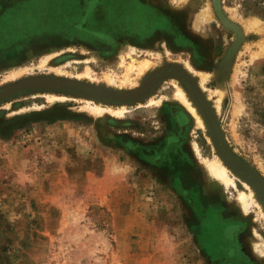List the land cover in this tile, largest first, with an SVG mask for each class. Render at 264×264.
<instances>
[{
	"label": "rangeland",
	"instance_id": "rangeland-1",
	"mask_svg": "<svg viewBox=\"0 0 264 264\" xmlns=\"http://www.w3.org/2000/svg\"><path fill=\"white\" fill-rule=\"evenodd\" d=\"M120 1L0 0V89L43 76L127 92L178 65L264 181V0H130L123 16ZM172 80L192 97L170 78L139 102L99 101L133 108L121 119L90 115L81 94L0 103V264H264V217L238 209L246 181ZM203 161L234 185H209Z\"/></svg>",
	"mask_w": 264,
	"mask_h": 264
},
{
	"label": "water",
	"instance_id": "water-1",
	"mask_svg": "<svg viewBox=\"0 0 264 264\" xmlns=\"http://www.w3.org/2000/svg\"><path fill=\"white\" fill-rule=\"evenodd\" d=\"M171 65L152 75L140 88L127 92H114L101 86L92 85L89 83L68 80L62 78L50 77H34L23 82H18L0 89V103L10 100L18 95L25 94L37 90H50L61 93L81 94L86 98L99 99L100 101L118 102L126 104L129 102H139L149 97L154 90L163 81L170 78H177L183 82L191 96L194 99L201 115L207 124V127L212 135L214 144L224 161V163L232 170V172L247 181L254 187L257 194L260 196L264 204V181L252 172L246 165L240 162L230 150L222 126L208 102L207 98L193 80V78L184 70L175 68Z\"/></svg>",
	"mask_w": 264,
	"mask_h": 264
},
{
	"label": "bare ground",
	"instance_id": "bare-ground-1",
	"mask_svg": "<svg viewBox=\"0 0 264 264\" xmlns=\"http://www.w3.org/2000/svg\"><path fill=\"white\" fill-rule=\"evenodd\" d=\"M201 20L205 21L208 20L207 14H202L199 17ZM198 26V25H197ZM144 73L149 71L151 68L150 64L148 62H145L144 65ZM178 68V67H175ZM182 69V68H179ZM184 70V69H182ZM185 71V70H184ZM174 84V94L173 98L174 100L179 103L186 111L187 113L191 116L193 122L197 126L204 127L205 129L207 128V124L205 123L204 119L202 118L199 110L197 109L195 103L192 101V97L190 98L189 94L174 80H172ZM46 99L48 102L52 103L56 100H61L64 101L67 99V97L63 96H57V95H52V94H45ZM99 99H91L90 101H86L88 103V106L86 109L90 113V115L98 118V117H103V116H111L114 118L121 119L125 114L130 113L133 108L127 107V106H122V107H112V106H103L99 103ZM152 105H160L159 101H156L153 98H150L147 100L144 104H139L136 108L140 106H146V107H151ZM181 118V117H180ZM182 121V118L181 120ZM193 149L196 151L197 147L193 143L192 144ZM202 165L204 167V173L205 177L207 180V183L209 185H213L212 183L218 184V181H220L222 184L225 186L229 185H234V182L229 178L228 176V169L224 165L223 162L217 163L214 161H203ZM247 182V181H246ZM244 182V186L248 189L249 194L245 192H240L239 198H238V209L240 211H243L246 209L247 206L253 204L258 207V210L264 217V206L262 205L259 196L253 191V188L250 186V184ZM232 199L228 198L227 201L230 203ZM255 232L253 230V237L255 236ZM257 236V235H256ZM247 240H250L252 237H246ZM246 241V240H245ZM255 247V246H254Z\"/></svg>",
	"mask_w": 264,
	"mask_h": 264
},
{
	"label": "flooded vegetation",
	"instance_id": "flooded-vegetation-1",
	"mask_svg": "<svg viewBox=\"0 0 264 264\" xmlns=\"http://www.w3.org/2000/svg\"><path fill=\"white\" fill-rule=\"evenodd\" d=\"M91 2H90V4L88 5V8L90 9H92V8H94V6L96 5V3H97V1L98 0H90ZM129 1L130 0H121L120 2H119V5H120V7L122 8L121 9V11H120V13H119V15H125V13H127L128 11H129V9H126L125 8V6H126V4H128L129 3ZM131 11V10H130ZM131 12H133V11H131Z\"/></svg>",
	"mask_w": 264,
	"mask_h": 264
},
{
	"label": "trees",
	"instance_id": "trees-1",
	"mask_svg": "<svg viewBox=\"0 0 264 264\" xmlns=\"http://www.w3.org/2000/svg\"><path fill=\"white\" fill-rule=\"evenodd\" d=\"M62 118H59V119H57V120H61ZM47 122V121H46Z\"/></svg>",
	"mask_w": 264,
	"mask_h": 264
}]
</instances>
